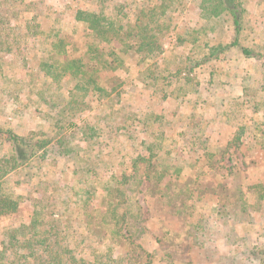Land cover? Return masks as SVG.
<instances>
[{"label":"trees","instance_id":"obj_1","mask_svg":"<svg viewBox=\"0 0 264 264\" xmlns=\"http://www.w3.org/2000/svg\"><path fill=\"white\" fill-rule=\"evenodd\" d=\"M68 1L70 5L66 8L75 12L76 23L83 34L81 42L65 36L60 26L62 16L51 14L46 0H0L3 13L0 14V224H5L0 230V264H188L181 262L176 252L198 257L207 244L204 240L207 232L214 233L217 229L219 233L223 228L214 218H208L196 229L186 227L189 219L208 207L198 198L197 190L202 188L200 178L208 175L198 170V160L187 162L184 169L175 171L177 183L170 179L167 182L172 155L182 151L179 144L171 147L164 132V118L156 113L157 122L162 121L152 130L143 131L151 142L138 144L132 154L125 156L121 155L119 141L123 132L131 127L127 123L106 125L100 114L82 120L81 124L78 121L90 97L94 98L96 106L91 104L94 107L105 108L110 98L116 101L115 107L122 105V95L118 92L122 84L118 85L117 80L106 83L105 75L114 76L124 67L137 69L145 79L144 90L150 93L151 99L157 97L165 102L176 95L177 104L183 108L185 95L179 96L182 85L192 82L194 72L222 62L232 67L236 61H231L230 57L237 54L245 65L233 71L246 77L253 72L254 76L248 80L258 81L242 88L246 93L242 102L238 101L240 98L232 102L234 107H230L228 122H225L233 135L227 149L205 153L204 158L208 160L202 169L210 173L208 177L217 178L227 150H241L243 140L249 143L255 138L264 142L263 100L247 98L248 92L259 85L260 75H264V50L247 43L252 34H248L245 1ZM190 4L199 13L186 21V8ZM177 17L182 18V22H175ZM44 20H48L50 26L43 29ZM17 30L35 37L31 47L20 45ZM171 35L174 42H169ZM255 41L256 38L253 44ZM175 51L187 53L184 59L191 66H184L183 57L172 56L165 59L167 65L160 69V59ZM8 55L17 60L23 57L24 62H28L23 65V80L13 63L8 64ZM161 70L165 76H161ZM210 70L211 87L222 86L215 80V71ZM176 83L180 84L177 90ZM232 83L229 81L223 86ZM261 88L264 90V85ZM168 89L175 91L169 93ZM22 97H29L31 104L43 108L39 107L38 111H44L41 116L46 130H22L9 122L7 113L16 114L27 101ZM119 109L125 111L126 108ZM240 111L255 117L262 114V121L247 117L241 122L247 125L231 126L233 117ZM179 122L182 131L179 143L187 140L183 130L192 128L194 131L190 147L198 141L196 134L202 130V125L195 116L183 114ZM76 143L79 146L73 148ZM80 144H88L92 150ZM53 153L61 161L73 164L77 177L75 186L61 189L59 183L44 187L41 182L42 192H37L39 195L35 198L27 197L17 186L19 183H12L13 178L28 174L36 167L39 170ZM217 154L221 158L218 155L215 159ZM262 156L264 160V147ZM187 171L191 175L184 180L183 174ZM244 189L245 195L240 188L237 199L240 202L237 214L244 217L239 224L230 221L228 205L231 202L217 194L219 202L215 210L223 215L225 227L253 224L246 206L241 203L242 197L263 202L264 176L262 181H253ZM158 190L160 193L154 196ZM150 198L153 199L151 205ZM27 204L30 211L26 212ZM152 205L155 210L160 207V221L174 217L169 221L170 227L159 228L161 248L155 252L148 249L153 242L150 241V223L156 219L154 216L147 219ZM174 208L181 216H174ZM237 237L236 230L229 235L233 242L228 256L232 260H243L239 256ZM245 261L264 264V245L253 249Z\"/></svg>","mask_w":264,"mask_h":264},{"label":"rangeland","instance_id":"obj_2","mask_svg":"<svg viewBox=\"0 0 264 264\" xmlns=\"http://www.w3.org/2000/svg\"><path fill=\"white\" fill-rule=\"evenodd\" d=\"M37 1V0H33ZM246 4V9L248 12V23H249V33L252 34L249 37V41L247 42L250 47H254L255 49L264 50V0H244ZM46 6L52 11L51 14H59L61 17V29L62 32L69 40L73 41H83V34L80 33V27L76 23L75 12L66 8L70 5V1L68 0H46ZM68 9V10H67ZM187 16L185 20H189L191 17L194 18L198 16V9L193 5H187ZM2 10H0V14ZM3 14V13H2ZM57 17V16H55ZM175 22H182V18L177 17ZM50 26V22L48 20L42 21V27L44 29ZM78 32V34H77ZM169 42H174V35H171ZM17 41L22 46H27L28 48L33 45V41L35 37L30 36L28 33L17 30L16 31ZM256 41L253 44V40ZM171 48V45L167 47ZM187 54V53H186ZM186 54L183 51H175L173 53L166 54V57H163L158 62L159 68L163 69L167 63L165 59L172 58V56L183 57L182 60L184 62V66H191L186 59ZM264 54V51H263ZM202 59V58H201ZM230 60H235L234 66H230L227 62L217 63L215 66L212 65L211 68L209 66L198 69L197 72H194L192 82L186 85H182L183 90L180 92V97L182 98L184 95L183 108L179 107L177 104L176 95L172 97V99L163 102L161 99L154 97L151 99L150 93L147 90H144L145 79L142 75H140L137 69H130L128 67H124L122 70L118 71L114 76L105 75L106 83L117 80L118 85L122 84L118 89V92L121 93V103L122 108H126L125 111H121L119 107H115L116 101H111V98L106 100V107H94L91 104L96 103L94 98H88L87 107H85V111H83V117H80L78 124L82 123V120L89 118L90 116H95L96 114H100L105 118L102 123H107L111 126H123L125 123L131 126L128 131H124L123 137H120L119 145L121 155H130L132 154L134 148L142 143H150L151 140L149 136L144 133V130H152L158 122L162 120L155 119L154 113H156L159 117H163V127L164 132H166V138H168V142L172 148L176 146H181V154L178 155L173 154L172 156V167L170 168V177H168L171 182H175L177 178L176 172L178 170L184 169L185 164L187 162H194L198 160V170H202L203 174L206 173L210 175L209 172L202 169L203 165L206 164L207 158L205 159V153L207 150L210 152L214 151H222L226 150L228 146V141L232 139V131L230 128H227L226 123L228 122V113L230 111V107H234L232 102L236 98H240L239 102H242L246 98V93L242 92V88L246 86H250L254 81L258 80H248L254 76L255 73H250L249 77L244 76L241 72L236 73L233 71L234 68L239 66H244L245 63L243 60L238 58L237 54H234L230 57ZM8 64L13 63L14 69H18V75L21 80L25 78V69H23V65L28 64V62L21 57L20 60H17L14 56L8 55L7 58ZM31 66V65H30ZM21 67V69H20ZM210 69L215 71V80L220 82L222 86L219 84L211 87L210 80L211 77L208 74ZM230 69L232 71H230ZM162 71V70H161ZM232 73L230 77L229 74ZM161 76H165L164 72L160 73ZM264 74V73H263ZM234 76H237L238 79H235ZM259 77V76H258ZM256 77V78H258ZM179 79V77L177 78ZM174 80V82L177 81ZM232 79V80H230ZM235 79V80H234ZM240 79V80H239ZM184 81V80H183ZM233 81V83L229 86H223V83ZM237 81V83H235ZM260 83L256 85L255 89L248 92V99L254 101H262V110L264 111V90H262L261 86L264 85V75H260ZM247 84V85H246ZM179 83H176L175 89L179 88ZM235 90V92H233ZM169 93H173L174 89H168ZM214 93H218L217 95ZM176 94V93H175ZM174 95V94H173ZM213 95H216L213 97ZM24 96V95H23ZM24 98V97H22ZM27 101L22 106V109H17L16 114L14 112L9 111L7 113V118L9 122L12 123L13 126L18 127L22 130H34L37 128H41L46 130L45 123L42 118V114L44 111H38L39 104H31L28 100L29 97L24 98ZM232 100L227 103V100ZM243 99V100H242ZM187 101V102H186ZM224 102V103H223ZM43 110L40 107V110ZM119 109V110H118ZM12 114V115H11ZM184 115L185 117L195 116L197 118L198 124L202 125V130L198 132L196 135L199 136L198 141L195 144H191L190 147V136L192 128L183 130L187 134V140L179 143V133L182 132L179 129L180 127V116ZM255 118L257 122L262 121V114L260 116H253L251 113H247L245 111H240L237 116H234L231 121V126H245L247 124H241V122L245 121L246 118ZM238 118V119H237ZM248 118V119H249ZM193 122V121H192ZM191 123V122H190ZM249 126H252L250 122H248ZM135 128H138L137 130ZM135 129V131H133ZM131 136V137H130ZM243 138H246L245 136ZM179 144V145H178ZM79 146L78 143L73 145V148ZM80 146L86 148L88 151L92 150L90 145L88 144H80ZM110 146H114L112 143ZM139 146V145H138ZM264 147V142L258 139H250L249 143L243 140L241 150L235 151V148L231 150H227L225 159L220 163V170L217 172L218 177L212 179L213 177H208V175H202L200 180L202 181V188L197 190L198 198L200 201L206 203L208 207L201 209L200 212L202 214L196 215L193 218L189 219L186 223L187 229H196L199 225H201L208 218H214L220 225H222V231L219 230L217 233V229L213 230V232L208 231L205 242L207 243L204 246V250L199 253V256L196 257L194 255L181 254V252H176L178 254V259L183 263H190L188 261L194 262L193 264H250L246 263L245 258L253 253V249L256 247H261L264 245V201L263 202H252L250 199L242 197L243 201L241 202L243 206H246L248 215L251 216L253 224H248L251 226L238 225L233 228L225 227V220L223 219V215L221 213L216 212L217 204L219 200H217V194H221L222 198L228 199L230 206L228 205V210L230 209L231 213V222L232 224H239V222L243 221V216L237 214L240 210V202H238V197L240 196V188H242V194L245 195V187L248 186L253 181H262L264 176V160L262 156V148ZM98 152V151H96ZM220 154L215 156L217 159ZM58 156V155H57ZM229 157H232L230 161H227ZM110 160V159H108ZM34 171L26 174H21L13 178L12 183L17 184V186L25 193L27 197L35 198L39 195V191L42 192L45 185H50V183H59V187H74L76 184V174L74 172L73 164L67 161H61L59 157L56 158L55 153L51 154L47 157L39 167L33 169ZM204 170V171H203ZM176 171V172H175ZM191 172H185L183 174V179L186 180L190 178ZM247 179V180H245ZM190 180V179H189ZM187 180V181H189ZM44 183V187L40 186V183ZM177 183V182H175ZM53 186V185H52ZM205 186V187H204ZM238 188V189H237ZM160 191L154 196H158ZM152 198L149 199L150 205L152 204ZM224 204H228L226 202H222ZM174 206V205H173ZM155 206L152 205L150 208V213L147 216V219L154 216L156 219L151 221L150 223V237L153 242L149 244V251L155 252L160 250L161 243L160 239L162 236V231L159 228H168L171 226L169 221L174 220V217L169 216L164 221H160L158 216H160L159 208L154 209ZM175 207V206H174ZM174 212V216H181L177 214L176 208ZM26 212L30 211V206L25 205ZM215 210V211H214ZM226 210V211H228ZM28 213H26L27 217ZM243 217V218H242ZM5 226L4 223L0 224V230ZM177 227V226H176ZM236 230L238 239V252L239 256L243 258V260H232L228 255L231 250L233 238L229 239V235L232 234ZM213 235H215L213 237ZM1 240V239H0ZM161 256V255H159Z\"/></svg>","mask_w":264,"mask_h":264}]
</instances>
